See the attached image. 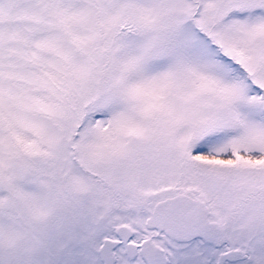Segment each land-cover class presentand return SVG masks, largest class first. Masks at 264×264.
Masks as SVG:
<instances>
[{"label":"snow or ice","instance_id":"6c2138e0","mask_svg":"<svg viewBox=\"0 0 264 264\" xmlns=\"http://www.w3.org/2000/svg\"><path fill=\"white\" fill-rule=\"evenodd\" d=\"M0 264H264V0H0Z\"/></svg>","mask_w":264,"mask_h":264}]
</instances>
